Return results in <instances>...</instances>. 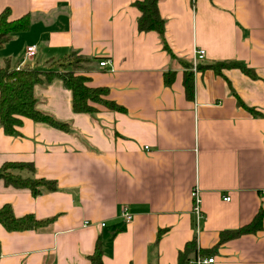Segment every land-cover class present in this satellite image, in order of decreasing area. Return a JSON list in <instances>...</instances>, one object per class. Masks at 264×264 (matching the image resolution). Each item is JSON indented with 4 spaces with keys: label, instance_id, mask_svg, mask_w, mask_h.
Wrapping results in <instances>:
<instances>
[{
    "label": "crops",
    "instance_id": "0c3cea01",
    "mask_svg": "<svg viewBox=\"0 0 264 264\" xmlns=\"http://www.w3.org/2000/svg\"><path fill=\"white\" fill-rule=\"evenodd\" d=\"M133 1L0 0L10 20L27 13L31 19L0 49V66L49 69L75 52L90 59L81 72L88 85L107 88L106 98L124 107L75 111L70 90L55 78L35 85L36 106L67 129L29 117L18 134L0 126V165L32 162L34 176L57 185L33 195L0 179V206L10 203L17 216L52 218L22 230L0 224V264H87L98 234L102 264H177L178 251L194 236L214 264H264V217L257 231L217 243L221 230L248 223L264 208V0H159L175 57L156 32L137 30ZM29 45L36 53L24 59ZM196 48L205 51L198 63L239 61L256 78L238 68L221 75L192 70L189 100L183 63L193 65ZM167 71L174 72L170 85Z\"/></svg>",
    "mask_w": 264,
    "mask_h": 264
},
{
    "label": "trees",
    "instance_id": "16d2710c",
    "mask_svg": "<svg viewBox=\"0 0 264 264\" xmlns=\"http://www.w3.org/2000/svg\"><path fill=\"white\" fill-rule=\"evenodd\" d=\"M159 0H134L132 5L138 10L139 15L136 20L139 32H156L162 42L163 49L171 56L175 57L169 48L165 38V20L158 10ZM194 4V1L191 0ZM9 8H4L0 12V49L11 38L20 32L28 30L31 25L29 14L10 20ZM62 61V62H61ZM90 59L83 55L70 53L61 60L54 61L63 70L54 68L51 64L49 69L31 68L28 66H17L10 68L9 65L0 66V126L6 134H18V127L22 123L23 117H29L35 121H42L62 129L68 128V123L54 118L51 114L39 110L36 106L37 99L34 95L35 85H42L57 78L62 81L65 88L69 89L72 96V108L75 111L94 112L96 106L93 104L105 105L115 110H124L122 105L106 98L108 89L105 87H92L88 85L89 77L81 72ZM61 62V63H60ZM183 86L187 99H193L194 81L192 63L184 62ZM211 68L216 74L221 75L224 68H238L251 78H256L255 72L239 61H217L207 65L196 64V69ZM174 79V72L167 71L163 75L166 85H170ZM233 94H235L233 92ZM239 105L244 106L252 114H258L253 107L245 105L237 98ZM27 169L32 175H22L20 170ZM34 165L32 162L6 161L0 165V179L7 185L15 187H27L33 195L45 190L56 188V181L37 177L33 175ZM264 208H260L253 218L239 227L223 229L219 232L217 243L239 236L244 233L255 232L262 227ZM52 218L39 219L33 214L17 216L14 214L10 203L0 206V224L8 230H22L29 228H39L47 224ZM159 230L157 238L161 233ZM104 243L101 234H98L91 253L87 254V264H102ZM209 254L208 250L200 249L196 244V236L185 242L184 247L178 251L177 264H189L190 258L197 252ZM149 264H156L152 261Z\"/></svg>",
    "mask_w": 264,
    "mask_h": 264
},
{
    "label": "built area",
    "instance_id": "2783aa9c",
    "mask_svg": "<svg viewBox=\"0 0 264 264\" xmlns=\"http://www.w3.org/2000/svg\"><path fill=\"white\" fill-rule=\"evenodd\" d=\"M36 53V47L35 45H29L26 47L25 52H24V59L25 58H31L35 55ZM205 51L201 48H196L194 50V57H193V65H192V70H196V64L198 61H200L202 58H204ZM23 59V61H24ZM23 61L21 64H23ZM107 64V61L101 60L99 61V66L103 67ZM21 66V65H20ZM191 195L193 197V211L196 216V229H198L199 222L202 217L201 209H200V195H199V190L195 187L191 191ZM225 198H229V196H226ZM122 215L125 218V221H129L132 219V214L127 211L126 207L123 208L122 210ZM101 224H104V222H101ZM215 263V256L213 254H206L202 253L200 251H197L189 260V264H214Z\"/></svg>",
    "mask_w": 264,
    "mask_h": 264
},
{
    "label": "rangeland",
    "instance_id": "374dc122",
    "mask_svg": "<svg viewBox=\"0 0 264 264\" xmlns=\"http://www.w3.org/2000/svg\"><path fill=\"white\" fill-rule=\"evenodd\" d=\"M62 62V61H61ZM60 62V63H61ZM54 64V68H57V69H59V70H63L64 68H60V67H58V65H56L55 63H53ZM79 72H82V71H79Z\"/></svg>",
    "mask_w": 264,
    "mask_h": 264
}]
</instances>
